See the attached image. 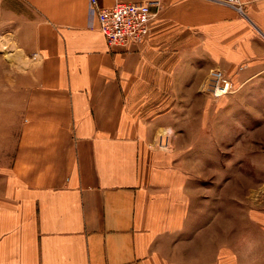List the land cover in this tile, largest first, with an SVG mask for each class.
Wrapping results in <instances>:
<instances>
[{"label":"crops","instance_id":"1","mask_svg":"<svg viewBox=\"0 0 264 264\" xmlns=\"http://www.w3.org/2000/svg\"><path fill=\"white\" fill-rule=\"evenodd\" d=\"M0 3L3 25L30 59L13 63L12 98L0 91L1 157L7 103L17 128L10 164L0 163V264H264V205L249 201L236 217L244 244L235 252L229 199L215 216L212 186L173 163L180 151L151 145L166 127L190 140L192 154L223 141L208 130V74L219 67L231 77L242 67L239 89H255L264 75V0L245 14L210 0H161L149 35L128 46L91 23L89 0ZM183 105L194 108L195 125L181 130Z\"/></svg>","mask_w":264,"mask_h":264},{"label":"rangeland","instance_id":"2","mask_svg":"<svg viewBox=\"0 0 264 264\" xmlns=\"http://www.w3.org/2000/svg\"><path fill=\"white\" fill-rule=\"evenodd\" d=\"M4 15V10H0V91L2 94L5 93L6 99H8L9 97L12 98V87L8 86L13 82L15 73L13 68L16 66L13 63L16 62L7 54L9 55V51L12 52V50L21 54L22 60L28 64L27 66L30 65V59L28 60L23 50L18 48L16 36L9 31L13 27L3 25L4 21L1 18H4ZM6 41L8 42L6 43ZM31 62L33 63L32 60ZM21 66L27 67L26 65ZM239 69L242 67L231 71L233 72L231 77L225 73L232 82V92L219 97L220 99L213 97L214 113L212 119L207 122L208 130L213 132L214 136L223 135V141L220 138L215 139L212 150L209 149L207 153L203 154H192V147L189 145L190 140L186 137H182L179 141L175 140V135L177 136L178 132L173 130L172 146L159 148L157 144L156 146L152 144L156 142L159 133L163 130L160 129L151 142L152 147L160 151L171 154L180 151L179 154H175L176 160L173 163L175 165L181 164L183 168H191L192 173L198 179L203 180L205 185L212 186L208 187L207 191L213 192L211 198L215 216H217V211L222 209L221 197H223L224 202L225 198L229 199V211L236 214V216L231 215L230 218V246L235 252H237L238 246L244 244L242 233L238 230L240 225L236 217L245 215L254 201L264 205L262 202V200L264 201V75L254 80L255 89H253L252 84L247 88L241 87L239 89L240 83L236 75ZM200 93L206 94L203 90H200ZM202 97L204 98V96ZM12 106V103L10 105L7 103V116H10V119L7 118L5 127L6 145L3 152L5 156H0V163L5 164H10L14 151V139L17 135V128L12 120ZM196 108L198 118H200L204 112L203 108L200 106ZM193 110L194 108L190 105H183L179 108L180 114L177 121L182 126L181 130L185 129L184 125L194 127L195 112L193 113ZM191 112L192 117H190ZM200 126L201 123H198L197 127L200 128ZM203 129H205V124ZM4 168L5 166H0V175L3 174L1 169ZM255 196L262 198L258 199ZM249 201L252 204L248 205ZM210 209L211 207H208V210ZM238 213L240 214L237 215ZM253 235V228H247L246 246L250 243ZM262 243L264 246V241ZM262 256L264 258V250ZM247 258L245 255V259ZM250 258L253 259L251 255Z\"/></svg>","mask_w":264,"mask_h":264},{"label":"built area","instance_id":"3","mask_svg":"<svg viewBox=\"0 0 264 264\" xmlns=\"http://www.w3.org/2000/svg\"><path fill=\"white\" fill-rule=\"evenodd\" d=\"M230 6L240 14H245V7L254 0H210ZM161 0H144L140 2H116L111 7H104L99 0H89V17L91 23L98 20L99 30L111 44L138 45L149 35L150 23L157 17L161 9ZM232 82L220 68H212L207 79V91L214 98L222 97L232 92ZM173 130L163 128L156 142L159 148H170L173 140Z\"/></svg>","mask_w":264,"mask_h":264},{"label":"bare ground","instance_id":"4","mask_svg":"<svg viewBox=\"0 0 264 264\" xmlns=\"http://www.w3.org/2000/svg\"><path fill=\"white\" fill-rule=\"evenodd\" d=\"M8 41H6L7 43ZM1 46V45H0ZM11 47V46H10ZM10 50V49H9ZM12 50V49H11ZM7 54V53H6ZM8 57H11L13 61H15L16 63H19L21 65H28L26 64L22 59L23 56L17 52H15L14 50H12V52L9 51V55L7 54Z\"/></svg>","mask_w":264,"mask_h":264}]
</instances>
